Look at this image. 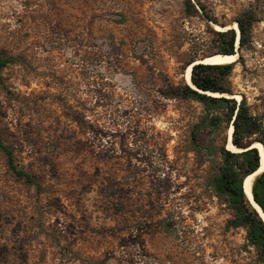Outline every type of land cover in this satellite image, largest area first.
Returning <instances> with one entry per match:
<instances>
[{
    "label": "rangeland",
    "instance_id": "rangeland-1",
    "mask_svg": "<svg viewBox=\"0 0 264 264\" xmlns=\"http://www.w3.org/2000/svg\"><path fill=\"white\" fill-rule=\"evenodd\" d=\"M185 1L0 0V51L17 57L0 69V129L38 182L0 150V264H257L208 185L220 158L191 147L204 106L156 90L251 0H201L216 22ZM238 51L232 94L264 121V12Z\"/></svg>",
    "mask_w": 264,
    "mask_h": 264
},
{
    "label": "trees",
    "instance_id": "trees-1",
    "mask_svg": "<svg viewBox=\"0 0 264 264\" xmlns=\"http://www.w3.org/2000/svg\"><path fill=\"white\" fill-rule=\"evenodd\" d=\"M185 7L189 16L199 13L200 9L208 21L216 22L201 0H186ZM263 12L264 0H251L248 6L239 12L235 21L240 37L234 27L228 29L223 27L225 30L215 29L208 23L206 32L209 37L197 45V48L203 46L207 50L204 48L200 52L203 47L197 49L182 68L185 69L197 59H204L206 54L207 56L215 53L230 54L235 53L236 49L251 45L253 28L262 20ZM142 43L144 48L139 54L140 58L150 46ZM16 60V56L5 57L0 51V69ZM235 64L236 61L225 64L195 63L191 75L193 85L187 80L175 81L168 73L160 72L161 80L156 90L164 99L195 100L204 106V114L191 130V147L197 153L220 158L208 179V185L232 210L228 226L246 229L248 243L256 250L257 264H264V220L251 204L244 187L246 178L261 166L262 154L255 144L262 143L264 146V121L251 112L246 97L237 100L236 97L226 95L233 93L229 77ZM215 92L224 94H213ZM231 125L234 126L232 142L240 149L237 151L228 148V130ZM0 150L6 156L8 169L15 176L22 178L27 184L38 183L34 174L19 166L16 151L7 142L6 135L1 129ZM252 192L255 201L264 211V170L256 175ZM164 224L166 229L175 225L172 213H169Z\"/></svg>",
    "mask_w": 264,
    "mask_h": 264
},
{
    "label": "bare ground",
    "instance_id": "bare-ground-1",
    "mask_svg": "<svg viewBox=\"0 0 264 264\" xmlns=\"http://www.w3.org/2000/svg\"><path fill=\"white\" fill-rule=\"evenodd\" d=\"M218 29H224L223 27H217ZM234 28H237V25H234ZM237 60V54H222V53H215L212 54L210 56L205 57L204 59H202L201 61L205 62V63H210V64H225V63H230L233 61ZM192 75V65L188 66L187 70H186V80L188 82H191V76ZM213 94H217V95H221L224 93H220V92H215ZM236 96V95H235ZM232 132H233V126L230 128L229 131V144H228V148L233 149V150H240L238 147H236L234 144H232L231 142V138H232ZM256 146H258V148L260 149V152L262 154V161H261V168L259 169L258 172H260L261 170H264V148L260 143H256ZM256 173H253L251 175H249L244 183V187H245V191L248 195V197L250 199H253V192H252V186H253V181L255 179ZM255 206L260 210L261 215L264 217V213L262 212L261 208L255 203Z\"/></svg>",
    "mask_w": 264,
    "mask_h": 264
},
{
    "label": "water",
    "instance_id": "water-1",
    "mask_svg": "<svg viewBox=\"0 0 264 264\" xmlns=\"http://www.w3.org/2000/svg\"><path fill=\"white\" fill-rule=\"evenodd\" d=\"M228 28H231V27H228ZM227 28V29H228ZM237 31H238V33H239V28H238V25H237V28H235ZM239 37H240V33H239ZM238 42H239V38H238ZM230 54H237V58H238V56H239V51H238V49L236 50V52L235 53H230ZM202 59H197L196 60V62L195 63H199V62H203V61H201ZM195 63H191V64H189L188 66H190V65H192V68H193V65L195 64ZM203 63H205V62H203ZM191 82H188V83H190V84H192L193 85V83H192V80H190ZM226 95H228V96H231V97H235V95L234 94H226ZM233 125H231V127H232ZM230 127V128H231ZM233 130H234V126H233ZM233 133V132H232ZM232 136V135H231ZM231 142H232V138H231ZM232 144H233V142H232ZM262 146H263V144L262 143H260ZM263 148H264V146H263ZM260 150V149H259ZM261 168V166L259 167V169ZM259 169L256 171V172H254V173H256V175H258V174H260L263 170H261L260 172H258L259 171ZM256 177V176H255ZM248 197V196H247ZM248 199L250 200V202H251V204L253 205V207L259 212V214H260V216L263 218V220H264V217L261 215V212H260V210L255 206V203L260 207V205L255 201V199H254V196H253V199H250L249 197H248ZM261 208V207H260ZM261 210H262V208H261ZM262 212L264 213V211L262 210Z\"/></svg>",
    "mask_w": 264,
    "mask_h": 264
}]
</instances>
